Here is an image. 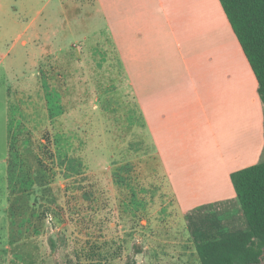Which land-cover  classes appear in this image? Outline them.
I'll return each mask as SVG.
<instances>
[{
    "label": "rangeland",
    "instance_id": "rangeland-1",
    "mask_svg": "<svg viewBox=\"0 0 264 264\" xmlns=\"http://www.w3.org/2000/svg\"><path fill=\"white\" fill-rule=\"evenodd\" d=\"M59 1L36 0L27 20L19 0H0V264H199L186 214L216 204L229 227L242 228L237 198L182 211L89 0ZM11 2L20 7L19 24L6 10ZM29 23L23 47L18 36ZM12 135L26 163L39 169L41 161L49 174L47 188L33 196L41 219L22 245L10 241ZM66 155L79 171L71 178L61 164Z\"/></svg>",
    "mask_w": 264,
    "mask_h": 264
},
{
    "label": "crops",
    "instance_id": "crops-1",
    "mask_svg": "<svg viewBox=\"0 0 264 264\" xmlns=\"http://www.w3.org/2000/svg\"><path fill=\"white\" fill-rule=\"evenodd\" d=\"M19 1L21 9L6 8L15 24L17 6L28 20L36 0ZM87 8L113 45L140 129L154 137L156 166L182 211L236 200L232 175L264 155V106L221 2L89 0ZM28 27L18 36L23 47Z\"/></svg>",
    "mask_w": 264,
    "mask_h": 264
},
{
    "label": "trees",
    "instance_id": "trees-1",
    "mask_svg": "<svg viewBox=\"0 0 264 264\" xmlns=\"http://www.w3.org/2000/svg\"><path fill=\"white\" fill-rule=\"evenodd\" d=\"M219 1L255 73L264 106V0ZM16 142L17 135H12L7 166L8 216L10 241L22 245L29 226L35 218L41 219L36 214L39 201H33V196L47 188L49 174L41 161L39 169L31 168ZM56 154L60 155L59 147ZM66 160L61 164L68 165L65 175L71 178L79 171L74 158L66 155ZM232 180L244 227H229L216 204L200 206L185 216L199 264H260L264 256V162L234 173Z\"/></svg>",
    "mask_w": 264,
    "mask_h": 264
}]
</instances>
